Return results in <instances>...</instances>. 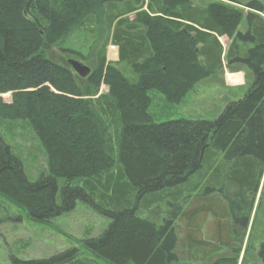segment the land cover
Returning <instances> with one entry per match:
<instances>
[{
	"label": "trees",
	"instance_id": "16d2710c",
	"mask_svg": "<svg viewBox=\"0 0 264 264\" xmlns=\"http://www.w3.org/2000/svg\"><path fill=\"white\" fill-rule=\"evenodd\" d=\"M245 5L0 0V119L25 121L45 156L32 175L0 135V196L43 224L78 201L109 219L80 246L15 264H241L264 189V3ZM101 25L96 67L80 85L46 49ZM109 42L118 61L107 59ZM225 68L244 71L247 89L216 118L156 122L149 113L151 90L179 104L204 80L223 85ZM208 213L216 224L206 239L199 218ZM248 260L264 264V240Z\"/></svg>",
	"mask_w": 264,
	"mask_h": 264
},
{
	"label": "rangeland",
	"instance_id": "374dc122",
	"mask_svg": "<svg viewBox=\"0 0 264 264\" xmlns=\"http://www.w3.org/2000/svg\"><path fill=\"white\" fill-rule=\"evenodd\" d=\"M210 1V0H209ZM223 1L249 11L246 3L251 0H211ZM264 3V0H260ZM133 16V14H131ZM264 16V14H261ZM244 26H242V29ZM98 34L86 29L72 34L60 45L56 43L46 49V54L53 61L69 66V59H77L88 65L92 72L96 67V57L106 36L104 26H99ZM97 35V36H96ZM226 52L230 44L227 36L220 38ZM61 46L77 50L80 54L64 51ZM107 59L115 62L119 59V50L111 42L106 48ZM226 64V61L224 62ZM71 68V67H70ZM72 69V68H71ZM73 70V69H72ZM80 85H84L87 78L80 77L74 70ZM245 73H236L225 68L224 84L210 80L200 82L193 88L179 104L167 101L166 97L157 90H151V103L148 111L156 122H164L180 118L214 119L226 106L230 99L242 96L247 89ZM234 85V86H233ZM108 86L103 84L101 92H108ZM3 99L11 102V93L4 94ZM0 135L11 143L24 156L27 167L32 175L45 167V156L34 133L25 121L0 119ZM262 183H264L262 181ZM263 184L258 193L253 215L246 231L245 240L239 262L253 257L264 240V193ZM200 204L206 205L209 199L200 198ZM263 201L256 213L259 202ZM196 206V205H194ZM193 206V207H194ZM256 218V219H255ZM109 223V219L96 213L89 206L78 201L71 212L43 224L32 221L24 210L13 205L0 196V264H15L13 258L32 259L43 258L70 246H80V240L88 231L91 235L99 234ZM216 220L212 214H204L199 218V225L203 229L202 237L211 238ZM86 253V252H85ZM87 254V253H86ZM189 264H200L192 260Z\"/></svg>",
	"mask_w": 264,
	"mask_h": 264
},
{
	"label": "water",
	"instance_id": "95a60500",
	"mask_svg": "<svg viewBox=\"0 0 264 264\" xmlns=\"http://www.w3.org/2000/svg\"><path fill=\"white\" fill-rule=\"evenodd\" d=\"M68 64L80 77L86 78L92 73L88 65L77 59H69Z\"/></svg>",
	"mask_w": 264,
	"mask_h": 264
},
{
	"label": "crops",
	"instance_id": "0c3cea01",
	"mask_svg": "<svg viewBox=\"0 0 264 264\" xmlns=\"http://www.w3.org/2000/svg\"><path fill=\"white\" fill-rule=\"evenodd\" d=\"M236 73H241V74H243V73H245L244 71H238V72H236ZM245 75V74H244Z\"/></svg>",
	"mask_w": 264,
	"mask_h": 264
},
{
	"label": "bare ground",
	"instance_id": "6f19581e",
	"mask_svg": "<svg viewBox=\"0 0 264 264\" xmlns=\"http://www.w3.org/2000/svg\"><path fill=\"white\" fill-rule=\"evenodd\" d=\"M110 61V60H109ZM234 86V85H233Z\"/></svg>",
	"mask_w": 264,
	"mask_h": 264
}]
</instances>
